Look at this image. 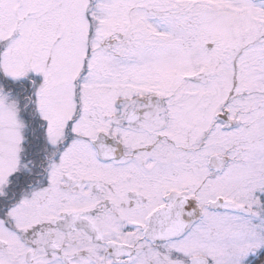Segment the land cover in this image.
<instances>
[{
  "label": "snow or ice",
  "instance_id": "6c2138e0",
  "mask_svg": "<svg viewBox=\"0 0 264 264\" xmlns=\"http://www.w3.org/2000/svg\"><path fill=\"white\" fill-rule=\"evenodd\" d=\"M0 264H264V0H0Z\"/></svg>",
  "mask_w": 264,
  "mask_h": 264
}]
</instances>
